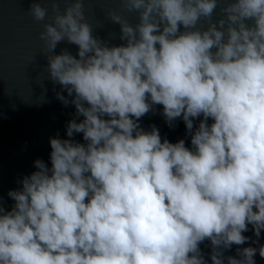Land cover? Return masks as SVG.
Wrapping results in <instances>:
<instances>
[{
    "label": "clouds",
    "instance_id": "clouds-1",
    "mask_svg": "<svg viewBox=\"0 0 264 264\" xmlns=\"http://www.w3.org/2000/svg\"><path fill=\"white\" fill-rule=\"evenodd\" d=\"M60 2L39 36L75 112L50 165L35 159L0 202V264H208L205 241L212 264L264 258V244L225 256L264 230V0H121L137 22L109 10L118 45L93 35L84 0ZM157 105L188 146L141 126Z\"/></svg>",
    "mask_w": 264,
    "mask_h": 264
},
{
    "label": "water",
    "instance_id": "water-1",
    "mask_svg": "<svg viewBox=\"0 0 264 264\" xmlns=\"http://www.w3.org/2000/svg\"><path fill=\"white\" fill-rule=\"evenodd\" d=\"M30 3L31 0H0V202L6 209L13 203L8 190L18 188V181L34 170L33 161L39 158L50 165L49 138H67L66 123L75 112L73 105L64 106L56 98L57 91L63 92L60 85L47 79L48 62L39 33L43 24L50 22L51 6L47 0H41L49 13L44 21H35L28 11ZM64 7L61 0V12ZM109 10L119 12L130 24L137 22L136 12L124 10L121 0H84V18L92 26L93 35L118 45L123 43L119 38L120 27L109 19ZM219 14L218 8L214 15ZM61 49L73 55L77 52V46L67 41L57 44L55 54ZM140 123L146 130L155 125L162 139L171 142L184 139L186 146L190 144L183 121L178 119L170 127L162 115V106H155ZM75 139L83 142L79 134ZM242 234L251 239L243 245H233L225 256H236L237 248L258 249L264 244V230L256 244L252 243L257 238L251 225ZM200 248L208 264H212L210 242L205 241ZM254 259L255 264H264L258 251Z\"/></svg>",
    "mask_w": 264,
    "mask_h": 264
}]
</instances>
